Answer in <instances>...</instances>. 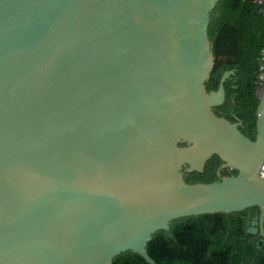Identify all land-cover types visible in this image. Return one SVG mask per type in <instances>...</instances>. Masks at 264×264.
Wrapping results in <instances>:
<instances>
[{
    "label": "water",
    "instance_id": "obj_1",
    "mask_svg": "<svg viewBox=\"0 0 264 264\" xmlns=\"http://www.w3.org/2000/svg\"><path fill=\"white\" fill-rule=\"evenodd\" d=\"M219 0H0V264H113L172 221L259 207L256 139L207 81ZM218 155L237 174L188 183Z\"/></svg>",
    "mask_w": 264,
    "mask_h": 264
},
{
    "label": "trees",
    "instance_id": "obj_2",
    "mask_svg": "<svg viewBox=\"0 0 264 264\" xmlns=\"http://www.w3.org/2000/svg\"><path fill=\"white\" fill-rule=\"evenodd\" d=\"M215 63L206 83L209 92L219 90L225 73L226 100L215 108L217 115L240 123V130L256 139L257 87L261 51L264 48V17L252 0H219L209 26ZM223 161L218 155L203 172L183 173L188 183L218 181ZM225 170V173H228ZM235 174L238 171H234ZM259 207L234 213L202 214L172 221L169 231L159 230L148 244L158 264H264V237L249 231L259 217ZM113 264H149L132 251L114 258Z\"/></svg>",
    "mask_w": 264,
    "mask_h": 264
},
{
    "label": "built area",
    "instance_id": "obj_3",
    "mask_svg": "<svg viewBox=\"0 0 264 264\" xmlns=\"http://www.w3.org/2000/svg\"><path fill=\"white\" fill-rule=\"evenodd\" d=\"M252 1L260 6L261 13H262V15L264 17V0H252ZM259 67H260L259 68V80H258V83H257L258 84L257 90L259 88H261L262 89V91L260 92V94H261L263 92V89H264V48L261 51L260 66ZM228 168L227 167L226 168H222V167L220 168V170L218 171L220 178L227 177V176L231 175V172L225 173V170H228ZM261 175L264 176V164H263V167H262Z\"/></svg>",
    "mask_w": 264,
    "mask_h": 264
},
{
    "label": "flooded vegetation",
    "instance_id": "obj_4",
    "mask_svg": "<svg viewBox=\"0 0 264 264\" xmlns=\"http://www.w3.org/2000/svg\"><path fill=\"white\" fill-rule=\"evenodd\" d=\"M225 100H226V96H225ZM225 100H224V102H225ZM223 104H224V103H223ZM223 104H221V105H223ZM221 105H219V106H221ZM219 106H217V107H219ZM217 107H215V108H217ZM219 170H220V169H219ZM231 174H235L234 171H232ZM218 176H219V172H218ZM256 220H257V219H254V221H256ZM258 226H259V225H256L257 228H258Z\"/></svg>",
    "mask_w": 264,
    "mask_h": 264
},
{
    "label": "rangeland",
    "instance_id": "obj_5",
    "mask_svg": "<svg viewBox=\"0 0 264 264\" xmlns=\"http://www.w3.org/2000/svg\"><path fill=\"white\" fill-rule=\"evenodd\" d=\"M262 91V89L261 88H259L258 90H257V93H259L260 94V92Z\"/></svg>",
    "mask_w": 264,
    "mask_h": 264
}]
</instances>
